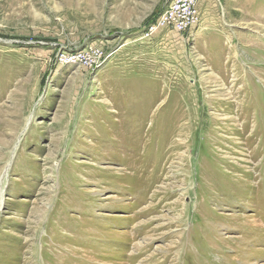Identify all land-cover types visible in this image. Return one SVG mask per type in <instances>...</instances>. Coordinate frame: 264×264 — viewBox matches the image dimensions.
<instances>
[{"label":"rangeland","instance_id":"1","mask_svg":"<svg viewBox=\"0 0 264 264\" xmlns=\"http://www.w3.org/2000/svg\"><path fill=\"white\" fill-rule=\"evenodd\" d=\"M171 1L0 0V264H264V0Z\"/></svg>","mask_w":264,"mask_h":264},{"label":"built area","instance_id":"2","mask_svg":"<svg viewBox=\"0 0 264 264\" xmlns=\"http://www.w3.org/2000/svg\"><path fill=\"white\" fill-rule=\"evenodd\" d=\"M200 0H172L167 9L146 30L145 38L163 30H173L179 34L191 33L200 22ZM103 52L89 48L83 55L77 56L75 61L85 67L94 68L100 65Z\"/></svg>","mask_w":264,"mask_h":264},{"label":"bare ground","instance_id":"3","mask_svg":"<svg viewBox=\"0 0 264 264\" xmlns=\"http://www.w3.org/2000/svg\"><path fill=\"white\" fill-rule=\"evenodd\" d=\"M0 196H2V194L0 193Z\"/></svg>","mask_w":264,"mask_h":264}]
</instances>
